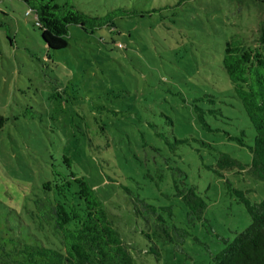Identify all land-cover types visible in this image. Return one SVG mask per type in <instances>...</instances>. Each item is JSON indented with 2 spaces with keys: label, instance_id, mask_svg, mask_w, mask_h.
Masks as SVG:
<instances>
[{
  "label": "rangeland",
  "instance_id": "rangeland-1",
  "mask_svg": "<svg viewBox=\"0 0 264 264\" xmlns=\"http://www.w3.org/2000/svg\"><path fill=\"white\" fill-rule=\"evenodd\" d=\"M69 2L101 21L92 29L68 25L67 46L49 50L35 2L0 0V264L11 240L47 244L51 232L37 229L34 200L46 201L42 184L69 171L93 188L135 264H211L210 253L250 222L226 181L251 202L264 198L263 181L217 165L221 154L251 160L254 129L222 59L227 42L255 45L264 7L254 0ZM174 182L202 197L201 220L187 222ZM136 197L172 208L165 218L190 233L182 251L158 244V260L145 253Z\"/></svg>",
  "mask_w": 264,
  "mask_h": 264
},
{
  "label": "trees",
  "instance_id": "trees-1",
  "mask_svg": "<svg viewBox=\"0 0 264 264\" xmlns=\"http://www.w3.org/2000/svg\"><path fill=\"white\" fill-rule=\"evenodd\" d=\"M23 1L27 4L35 2L36 25L49 50L67 46L68 25L77 24L83 29H92L101 21L84 14L69 0L63 3H58V0ZM254 1L264 7V0ZM222 67L233 83L235 94L254 129V136L252 144L247 145L251 154L249 164L221 154L217 165L246 171L264 182V27H260L253 47L227 42ZM198 119L203 126L207 125L203 115L198 114ZM227 138L234 139L230 135ZM237 142L244 145L242 138H238ZM63 161L69 168L70 159L64 156ZM55 175L58 177L42 184V189L49 192L46 201L35 199V211H31L37 229L51 232L44 236L47 244L11 240L12 252L5 254L3 263L135 264L130 247L113 225L93 188L73 171L62 176ZM173 185L175 195L186 207L187 222L193 224L195 220H201L205 202L194 186H179L176 182ZM225 185L243 204L250 222L231 241L223 239L222 249L210 253L211 264H264V198L251 202L247 191L233 188L228 181ZM133 211L136 215L145 214L147 227L141 230V234L150 242L145 253L153 254L158 260V244H172L175 250L182 251V245L190 233L185 227L165 218L163 214L168 218L172 216L170 206L157 207L136 197ZM37 216H40L39 221Z\"/></svg>",
  "mask_w": 264,
  "mask_h": 264
}]
</instances>
